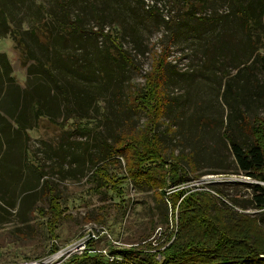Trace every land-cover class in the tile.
I'll return each mask as SVG.
<instances>
[{"label":"rangeland","instance_id":"374dc122","mask_svg":"<svg viewBox=\"0 0 264 264\" xmlns=\"http://www.w3.org/2000/svg\"><path fill=\"white\" fill-rule=\"evenodd\" d=\"M263 7L264 0H0V51L23 91L11 88L8 101L22 92L30 123L25 132L7 116L0 123V131L8 126L0 133V264L44 260L94 227L96 252L71 264H107L132 249L162 261L179 232L182 199L173 210L161 190L169 197L182 189L212 197L219 225L264 264V209L254 203L264 168L249 177L232 146L253 147L264 122ZM162 71L167 105L153 130L135 99ZM153 135L167 164L132 170L116 151L129 148L133 158L141 138ZM100 167L124 179L122 194L104 184ZM172 167L188 179L174 191ZM51 196L63 211L56 238Z\"/></svg>","mask_w":264,"mask_h":264},{"label":"trees","instance_id":"16d2710c","mask_svg":"<svg viewBox=\"0 0 264 264\" xmlns=\"http://www.w3.org/2000/svg\"><path fill=\"white\" fill-rule=\"evenodd\" d=\"M1 10V9H0ZM264 13V7H263ZM5 14L0 16V21L5 22ZM247 19V18H245ZM0 23V25L2 24ZM98 34V33H94ZM5 34H0V36H5ZM99 35V34H98ZM264 60V57H263ZM8 64V63H7ZM10 67L7 66V93L6 98L0 100V123L4 121L5 118L2 116H7L10 123L18 125V129L23 127L24 132L29 129V121L24 119V99L22 96V88L20 85H16L14 77L9 78ZM15 84V86H14ZM163 71L162 73L156 75L155 77L147 78L146 85L141 93L137 94L135 103L149 116L151 123V128L154 130L157 122L163 117L166 108L165 94L163 90ZM20 86V88H19ZM11 88L18 89L20 94H18V99L16 103L10 105L8 98L10 95ZM23 101V104H22ZM39 112V108L36 107L35 113ZM24 122L28 125L23 126ZM260 126L254 129V135L256 137V144L250 149H244L243 147L237 145L232 141V146L234 149L235 156L238 160L240 168L242 171L246 172L249 177H259L257 172L264 168V122H259ZM9 125V124H7ZM8 126H3L0 133L4 138V129ZM24 132L20 133L22 136L25 135ZM153 138L142 137V142L139 143L140 148L134 151L135 155L130 158V149L127 148L126 151H122L123 148L116 152H119L127 156V160L131 165L133 170L137 166L143 168L147 164L156 165L164 169L167 164L165 155L162 153L160 148V142L157 135H153ZM228 136V135H226ZM125 150V149H124ZM129 151V152H128ZM143 151V153L141 152ZM133 153V154H134ZM100 174L104 177V184H111L112 190L118 194H122L121 186L124 184V179H117L109 174L108 171L103 170V168H98ZM96 171V172H97ZM98 173V172H97ZM134 180L135 177L138 179L137 175H132ZM140 177L145 176L143 172L139 173ZM148 177V176H147ZM163 180L159 184L163 186L167 184L166 177L162 176ZM169 182L173 187H176L172 191L179 189V185L188 181L184 176H180L176 168L171 169L169 172ZM128 179V178H126ZM152 181V179H151ZM163 186V187H165ZM159 187V186H157ZM172 188V187H171ZM255 191L260 192L254 198L255 206L263 210L264 209V187L261 185H256ZM162 191V195L165 199V203L168 201L171 203L173 210L178 206L180 199L181 202L178 206V226L179 232L176 235V239L162 252L164 259L158 261L156 259L157 254L148 252H139L136 249L132 250H122L114 254L115 259L113 261H108L107 264H262L261 260H257L256 252L250 247L242 248L239 244L243 242L241 239H237L233 236L230 228L223 225L220 226L216 217V213L211 211V203L213 202L212 197L206 195V193H188L189 190L182 189L173 192L167 197V192ZM50 212L51 219L48 221V229L53 237L56 238V227L60 218L63 216V211L58 202V198L50 197ZM220 219V218H219ZM151 249V248H149ZM151 250H154L152 248ZM89 254H85L80 257H73L70 260V264L78 259H87ZM120 255L121 258H119ZM91 257V256H90ZM68 264V263H67ZM102 264V263H101Z\"/></svg>","mask_w":264,"mask_h":264},{"label":"built area","instance_id":"2783aa9c","mask_svg":"<svg viewBox=\"0 0 264 264\" xmlns=\"http://www.w3.org/2000/svg\"><path fill=\"white\" fill-rule=\"evenodd\" d=\"M94 228H92L83 239L71 242L66 246H60L59 248L56 247L57 249L52 251L50 254L51 256L44 260L32 262L31 264H59L61 261L63 262L76 256H83L85 254L96 252L94 248H89L91 243L97 242L100 239V234H97ZM101 233L107 234L104 230ZM57 244L58 243H55L54 247L57 246Z\"/></svg>","mask_w":264,"mask_h":264},{"label":"crops","instance_id":"0c3cea01","mask_svg":"<svg viewBox=\"0 0 264 264\" xmlns=\"http://www.w3.org/2000/svg\"><path fill=\"white\" fill-rule=\"evenodd\" d=\"M8 65L11 71L9 74V78L12 79L14 77V72H13V63L11 61V57L8 55L7 52L0 51V100L6 98V93H7L6 70Z\"/></svg>","mask_w":264,"mask_h":264}]
</instances>
